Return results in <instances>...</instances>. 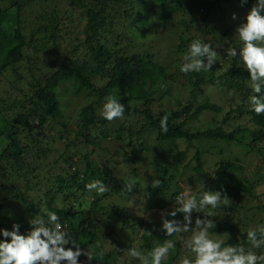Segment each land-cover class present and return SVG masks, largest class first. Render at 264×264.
Wrapping results in <instances>:
<instances>
[{"label":"trees","instance_id":"16d2710c","mask_svg":"<svg viewBox=\"0 0 264 264\" xmlns=\"http://www.w3.org/2000/svg\"><path fill=\"white\" fill-rule=\"evenodd\" d=\"M37 1L38 10H32L24 7V0H0L1 29L6 33L0 37V78L13 73L14 84L24 86L17 90L20 94L14 101L0 103V192L6 195L0 198V229L12 230L13 224H19L20 232L27 234L33 217L55 212L62 227L91 252V264H134L133 260L120 262L121 244L109 252L97 247V242L101 245V225H121L116 239L109 235L112 243L126 239L125 234L122 236L126 228H137L124 209L107 207V200L145 195L150 210L165 209L172 203L170 199L176 202L182 192L179 182L190 181L194 177L190 175L200 179L207 175L206 166L210 163L206 159L212 156L219 159L216 171L225 181H212L208 189L226 190L234 201L242 190L251 194L264 185V114L257 115L249 102L250 96L260 94L254 92L250 73L239 57L227 56L229 48L243 46L238 33L231 28L246 22L245 15L256 0H247L243 6L240 0ZM233 14L237 19L229 22ZM151 17L164 32L180 18L171 52L176 74H168L157 65L152 54L129 52L138 37L148 36ZM195 39L211 44L217 51L216 60L222 63L215 70L188 74L180 71L184 62L180 57L187 54ZM223 63L229 64V68H222ZM21 65L23 72L19 71ZM222 69L220 76L211 75ZM181 77V88L190 95L184 102L174 98L170 86ZM68 84L75 95L88 103L77 114L68 113L63 106L62 89ZM218 84L234 93L231 105L235 108L225 114L223 125L241 121L247 126L241 128L243 125L239 124L240 128L228 132L221 124L206 123L205 129L192 130L193 123H202L206 114L224 112L218 104L207 101L196 105L194 101L205 95L207 86ZM114 91L125 106V113L124 118L109 122L102 111L106 98ZM169 101L177 103L178 108L170 109ZM165 115L169 118L167 134L160 127ZM115 141L125 144V154L112 149ZM212 142L248 147L244 160L258 159L259 165L250 171L241 159L232 162L225 158L223 144L216 147ZM182 144H187L188 150L197 146L194 167L186 163L188 153ZM149 152L154 156L147 160ZM101 155H106L105 160H98ZM121 157L127 163L152 169L150 179L143 184L146 187L136 184L129 193L125 185H113L116 162ZM155 179L162 181L158 188L151 186ZM94 180L103 181L110 191L102 195L95 190L89 192L85 185ZM231 182L236 187L229 189ZM246 184L248 189H244ZM235 210L242 211L240 203L217 209L209 206L206 211L214 213L211 219L216 222L209 231L227 234L225 246L241 245L247 252L251 246L248 230L243 228L241 213L236 214ZM197 215L203 217L194 213ZM96 218L102 220L97 222ZM146 226L138 238V249L145 255L155 247L161 223ZM79 259L84 262L87 258ZM162 264H178V254L170 250Z\"/></svg>","mask_w":264,"mask_h":264},{"label":"clouds","instance_id":"9594fccd","mask_svg":"<svg viewBox=\"0 0 264 264\" xmlns=\"http://www.w3.org/2000/svg\"><path fill=\"white\" fill-rule=\"evenodd\" d=\"M241 6L247 0H240ZM264 0H256L246 16V22L240 23L235 32L243 46L239 49L229 48L227 56L239 57L244 68L250 73L253 90L258 95L249 97L251 110L257 115L264 114ZM233 19L236 15L233 14ZM217 51L209 43L200 39L193 40L187 54L183 57L180 71L184 74L190 72L211 71L216 63ZM206 61V62H205ZM125 106L114 95H109L103 106L102 116L111 122L117 118H124ZM168 116L160 121L161 131L168 132ZM162 181L155 179L153 188L161 186ZM137 180L130 179L125 185L131 193ZM141 187H146L140 184ZM91 192L95 190L102 195L108 189L101 180H94L85 185ZM232 199L226 190L205 191L197 198L196 195L185 190L176 197L175 207L169 212L162 210L160 231L164 232L163 245L154 247L145 255L135 245L129 248L128 255L137 259L140 264H162L168 259L170 250L180 245L184 253L180 264H264V253L255 252L241 245H227L223 239L213 238L210 229L216 226L213 212L206 211L211 206L217 209L221 206L231 207ZM193 213L197 215L193 226ZM182 214L183 219H178ZM171 217V219L169 218ZM151 222V221H149ZM30 230L27 234L20 232V225L13 224L12 230L0 229V264H91L94 259L91 252L77 243L62 227L60 217L55 212H48L46 217L36 215L30 221ZM155 229V226H154ZM145 230H141L143 233ZM149 232V231H147ZM151 233V232H150ZM190 233L189 235H186ZM177 237V239H171ZM10 238V239H9ZM248 241L256 248L264 244V225L247 232ZM99 247V242H97ZM85 256L86 261L79 258ZM103 253H101V258Z\"/></svg>","mask_w":264,"mask_h":264},{"label":"rangeland","instance_id":"374dc122","mask_svg":"<svg viewBox=\"0 0 264 264\" xmlns=\"http://www.w3.org/2000/svg\"><path fill=\"white\" fill-rule=\"evenodd\" d=\"M38 1L35 3V0H24L23 4L24 7L31 8L32 10H38V6L36 5ZM60 9L63 6V4H58ZM34 17L37 18V14L33 13ZM247 14L245 15V17ZM152 18V17H151ZM237 19V18H236ZM236 19L231 18L229 22L235 21ZM244 19V18H243ZM242 19V20H243ZM152 22L150 23V28L149 34L146 38H141L138 37L136 40V44L133 45L129 49L130 53H139L141 55H147L152 54L154 56V60L156 61V64L161 66L165 71L169 74H176L177 67H175L174 64V59L175 56L171 54L173 48H174V40L176 39L175 33L179 31V20L180 18H177V21L174 23L168 25L167 28H165V32L162 30V28L159 27L157 20L154 18L151 19ZM211 24V23H210ZM212 25V24H211ZM2 27V20L0 19V37H4L6 33L3 32L1 29ZM223 29H227L228 26L223 27L220 26ZM231 29H236L235 27H232ZM164 33V34H163ZM232 35V34H230ZM208 37L205 36L204 39H207ZM2 39V38H0ZM160 39V40H159ZM167 39V40H166ZM172 39V40H171ZM209 39H213L211 36ZM169 40V41H168ZM208 40V39H207ZM180 60H183V57H180ZM222 63V60H216V63L213 65L214 70L216 67ZM222 68H229V64L223 63L220 65ZM20 72H23V66H20L19 69ZM223 69L217 72L212 73L211 75H217L220 76V73L222 74ZM15 75L13 73H8L4 74L0 78V103L2 102H12L14 101L20 94V92H17V90L23 89L24 86L21 83L14 84V78ZM27 81H29V78L26 77ZM184 81V78L181 77L178 79L176 83L171 82L170 86L172 87L174 98L176 99V96L178 99L182 100L183 102L188 100L190 95L187 96V93L184 92L181 88L182 82ZM69 87V88H68ZM70 89L68 92L66 90ZM71 87V84L66 85L62 90V101H63V106L66 109L68 113H71L73 111L74 114H77L80 109L83 106H86L88 103L84 101L83 98L78 97L75 95L73 89ZM117 92L114 91L113 95H115ZM234 93L230 91L227 86L225 85H215L213 86H207L206 88V93L205 95H199L194 101L196 105H200L205 102H211L218 104L219 106L224 108V112L220 115H216L213 113H208L206 114L203 119L202 123L201 122H194L193 123V128L192 130H198V129H205L206 127L204 124L206 123H212L211 125H220L225 128L226 131L232 132L237 130L238 128H244L247 125L241 124L244 122L241 121H234L228 124L227 126L223 125V120L225 118V114L228 113L230 110H233L235 108L232 107V99H233ZM167 105L170 107V109H176L178 108V104L172 102H167ZM74 124V122H73ZM72 124V125H73ZM239 124L243 125L240 126ZM246 124V123H245ZM251 126V124H248ZM240 126V127H239ZM247 136V135H246ZM111 144V143H109ZM220 144H223L224 151L222 152V155H225L227 159H230V161L234 162L238 159L242 160V163L248 168V170L253 171L257 168V165H259V160H254V159H245V155L248 152V147H242L239 143H233L235 144V147H230L226 143H221V142H212L211 145H217L219 146ZM112 149L119 150L121 151V154H125V151L127 150V147L123 142H114L112 145ZM183 150H187L186 153H188V158L186 163L190 164V167L195 166V154H196V147L193 146L189 148L187 144H182L181 145ZM209 146V144L205 145L204 148ZM216 146V147H217ZM215 147V150L217 148ZM209 148V147H208ZM234 148V149H232ZM247 148V149H246ZM111 149V148H110ZM111 149V150H112ZM130 149L128 148V151ZM214 150V149H213ZM113 151V150H112ZM127 151V152H128ZM126 152V153H127ZM33 155V154H32ZM153 154L151 152L146 155V159L150 160L153 158ZM249 156V155H248ZM106 155H101L98 160H105ZM253 158V157H251ZM207 162L210 163L206 166V172L207 175H203L202 179L201 177H197L195 175H190L194 176L190 181H185V182H179L180 187H182V192L187 190L191 192L194 195H199L200 197L203 195L205 191H219V189H208L209 183L212 181L215 182H224L225 180L222 179L220 175L217 174L216 171V164L218 163V158L216 156L212 157H207ZM215 163V166H214ZM117 164V170L114 171L113 178H114V186L118 185H126L130 179H136L137 184H145V181H148L149 175L152 173V169H145L140 166H137V164H131L127 163L125 161L124 157H121V161L118 160L116 162ZM209 174V175H208ZM244 176V173H241V177ZM234 180H237L236 178ZM232 180V181H234ZM230 183V182H229ZM236 184V183H235ZM230 188H235L236 186L234 183L231 182V185H229ZM239 186H241L239 184ZM232 187V188H231ZM108 191H110V188H107ZM244 189H248V184L244 186ZM106 191V192H108ZM105 192V193H106ZM242 194L234 199L233 203H240V206L242 207V211L239 212L235 210L236 214L241 213L242 220H243V228L245 230L249 229H256L259 228L260 226L264 225V185L259 186L255 191H253L251 194L245 192V190L241 191ZM5 194L0 192V198L3 199L5 198ZM170 196V195H169ZM140 197V198H139ZM119 198V199H118ZM126 198V197H125ZM117 199V200H116ZM170 202H172L167 208L165 209H152L150 210L148 208V201L147 197L145 195H140V196H134L130 200L124 199L122 196H115L112 197L110 200H107V202H104L107 207H112L113 205L121 207L122 209L125 210V214L128 218H130L131 222L133 225L136 224L137 228L136 229H127L126 232H123L122 236L125 234L126 239L124 241L120 242H115L112 243L108 239H111L109 237L112 236L113 239H116L119 235L117 233L118 230H121V225L118 224L117 222H113V224L106 226L101 225L98 229L99 231V236L101 240V245L99 248L103 252H109L112 251L113 249L116 248L117 244L123 245L122 248V257L119 258L121 261L120 262H125L129 260H133L134 264L138 263L137 259H132L126 250L132 247V245H135V247L138 248V238L141 237L142 232L140 231L141 229L147 228V223H154V224H160L162 223L161 221V211H171L175 207V202L170 199ZM242 213H244L246 216H243ZM177 215H182V214H177ZM195 216L193 213V226H194V221H195ZM97 222L102 220V218H96ZM151 221V222H149ZM143 224V225H140ZM112 233V234H110ZM190 236V233H188ZM186 234V235H188ZM157 235V240L154 241L155 247L159 245H163L165 242V239L168 238L165 236L164 232L158 231L156 232ZM213 238H218V239H223L224 242L227 241L228 235L227 234H211ZM171 239H177V237H171ZM127 241V242H126ZM132 245H130V244ZM251 251L255 252L257 255H260L264 253V244L261 245L260 248L254 247L252 244L249 248ZM174 253L178 254V264H180L181 259L184 256L183 251L180 248V245L177 244V247L172 249ZM124 264V263H123ZM128 264V263H127Z\"/></svg>","mask_w":264,"mask_h":264}]
</instances>
